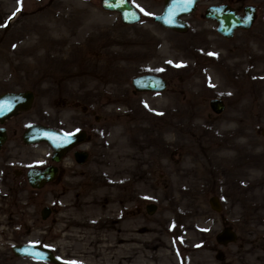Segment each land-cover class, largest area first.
<instances>
[{"label":"rangeland","instance_id":"374dc122","mask_svg":"<svg viewBox=\"0 0 264 264\" xmlns=\"http://www.w3.org/2000/svg\"><path fill=\"white\" fill-rule=\"evenodd\" d=\"M99 2L0 0V93H33L3 124L0 264H50L14 256L20 243L62 264H264V0H200L183 33L153 22L162 0H130L142 16L129 25ZM208 3L253 5L254 21L224 39ZM141 73L166 88L132 92ZM30 123L84 129L86 161L67 153L58 182L30 188L25 169L50 155L21 143ZM223 227L233 242L214 241Z\"/></svg>","mask_w":264,"mask_h":264},{"label":"water","instance_id":"95a60500","mask_svg":"<svg viewBox=\"0 0 264 264\" xmlns=\"http://www.w3.org/2000/svg\"><path fill=\"white\" fill-rule=\"evenodd\" d=\"M199 0H163L160 13L153 16L152 20L160 27L183 33L187 29V23L181 18L195 10V4ZM100 7L106 11L116 12L119 15L120 23L129 25L136 23L140 14L129 0H100ZM255 8L252 5H244L239 14L235 8L226 3L207 5L203 11V17L215 23L216 33L224 39H229L237 30H247L255 17ZM130 85L132 92H162L166 88V81L163 77L153 73H142L131 77ZM33 94L30 90L6 91L0 93V124L17 112L26 110L30 107ZM208 107L214 114H219L224 104L221 99L212 97L208 100ZM264 135V132H262ZM4 128L0 126V145L5 141ZM85 140V132L77 131L73 133H63L56 129L32 123L27 125L22 134L21 141L24 144H34L44 142L48 144L52 151L51 159L57 162L65 151L71 149L76 144ZM77 163H82L86 159L83 151L74 152ZM56 174V168L52 165L45 166L43 169L29 168L26 170V180L31 188H40L46 182L51 181ZM210 208L214 211L220 209V204L215 196L208 199ZM156 206L148 203L144 206L147 214H152ZM50 213L47 206L40 210L41 219H45ZM235 233L229 228L224 227L214 235L217 243L224 244L234 241ZM10 251L17 257H28L38 261L52 264H62V262L46 247L32 244L21 243L10 247Z\"/></svg>","mask_w":264,"mask_h":264},{"label":"flooded vegetation","instance_id":"af4514ba","mask_svg":"<svg viewBox=\"0 0 264 264\" xmlns=\"http://www.w3.org/2000/svg\"><path fill=\"white\" fill-rule=\"evenodd\" d=\"M200 1V0H199ZM198 1V2H199ZM197 2V3H198ZM196 3V4H197ZM210 4H219V3H208V4H206L204 7H203V10H204V8L207 6V5H210ZM227 4V3H226ZM136 7V6H135ZM136 9L138 10V12L140 13V19H141V16H142V14H141V12H140V10L136 7ZM195 9H196V7H195ZM188 15V14H187ZM187 15H183V16H181V18L182 19H184L185 20V17L187 16ZM12 116H14V115H12ZM12 116H10V117H12ZM9 117V118H10ZM9 118H7V119H9ZM97 117L95 116L94 117V119H96ZM7 119H5L1 124H0V126L1 127H3L4 128V131H5V134H6V137H5V141L0 145V150L3 148V146H4V144L6 143V141H7V139H8V132L6 131V128L4 127V122L7 120ZM39 124V123H38ZM29 125V124H28ZM41 125H43V124H41ZM44 126H46V125H44ZM26 127V126H25ZM47 127H50V126H47ZM50 128H53V127H50ZM53 129H56V128H53ZM24 130V129H23ZM23 130H22V132H23ZM56 130H58V129H56ZM58 131H61V130H58ZM77 131H84L85 132V140L83 141V142H80V143H78V144H76L74 147H72L71 149H69V150H67V151H65L64 152V154L61 156V158L57 161V162H55V161H53L52 159H51V156H52V151H51V148H50V146H49V148H50V155L48 156V160H46L44 163H42V164H40V165H35V166H28L26 169H25V171H24V179H25V182L27 183V180H26V170L27 169H29V168H38V169H43L45 166H48V165H52V166H54L55 168H56V174H55V176H54V178L51 180V181H49V182H46L43 186H45V185H48V184H51V183H56V182H58L59 180H60V178H61V176H62V173H63V165L61 164V160L65 157V155L67 154V153H70L71 154V157H72V159H73V161L76 163V164H82L84 161H86V159H87V157H88V152L86 151V149H85V146H81V144H83L85 141H87L88 140V135H87V133H86V131L84 130V129H82V128H77V129H75V130H72V131H69V132H64V131H61V132H64V133H73V132H77ZM22 132L20 133V136H19V139H20V141H21V134H22ZM21 143H23L22 141H21ZM39 143H44V142H39ZM24 144V143H23ZM35 144V143H34ZM46 144V143H45ZM25 145H31V144H25ZM80 151H83V152H85L86 153V159L82 162V163H77L76 161H75V158H74V152H80ZM13 176H14V178L15 179H17V178H19V179H21V177H22V173L19 171V170H15V171H13ZM9 183H12V180H10L9 181ZM28 184V183H27ZM29 186V185H28ZM43 186H41V187H43ZM40 187V188H41ZM31 188V187H30ZM32 189H39V188H32ZM49 208V207H48ZM49 210H50V212L52 211L50 208H49ZM50 214V213H49ZM224 228V227H223ZM221 230V229H220ZM219 230V231H220ZM232 230V229H231ZM235 238H236V234H235ZM235 240V239H234ZM215 241V240H214ZM231 242H233V241H231ZM217 243V242H216ZM226 243H230V242H226ZM226 243H224V244H226ZM217 244H221V243H217ZM224 244H222V245H224ZM41 246H43V245H41ZM45 247V246H44ZM46 248H48V247H46ZM49 249V248H48ZM50 250V249H49ZM51 251V250H50ZM11 252V251H10ZM52 252V251H51ZM53 253V252H52ZM54 254V253H53ZM55 255V254H54ZM44 262V261H43ZM182 262L183 261H181V264H182ZM46 263H48V262H46ZM50 264H52V263H50Z\"/></svg>","mask_w":264,"mask_h":264},{"label":"bare ground","instance_id":"6f19581e","mask_svg":"<svg viewBox=\"0 0 264 264\" xmlns=\"http://www.w3.org/2000/svg\"><path fill=\"white\" fill-rule=\"evenodd\" d=\"M229 153V152H228ZM224 155V154H223ZM228 156V155H227ZM217 159H221V157H217ZM222 160V159H221ZM223 161V160H222ZM197 173H199V171H197Z\"/></svg>","mask_w":264,"mask_h":264},{"label":"snow or ice","instance_id":"6c2138e0","mask_svg":"<svg viewBox=\"0 0 264 264\" xmlns=\"http://www.w3.org/2000/svg\"><path fill=\"white\" fill-rule=\"evenodd\" d=\"M189 2H191V0H189ZM18 11L20 10V9H17Z\"/></svg>","mask_w":264,"mask_h":264}]
</instances>
